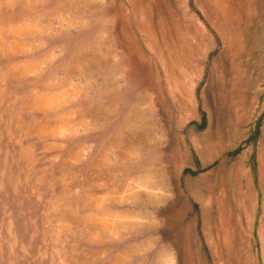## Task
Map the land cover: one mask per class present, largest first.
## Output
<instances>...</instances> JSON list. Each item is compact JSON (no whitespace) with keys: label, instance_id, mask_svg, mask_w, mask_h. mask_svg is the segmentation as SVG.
I'll return each instance as SVG.
<instances>
[{"label":"rangeland","instance_id":"1","mask_svg":"<svg viewBox=\"0 0 264 264\" xmlns=\"http://www.w3.org/2000/svg\"><path fill=\"white\" fill-rule=\"evenodd\" d=\"M3 22L0 264H109L134 245L111 264H264V0H0ZM101 48L129 56V83L70 94L60 68L94 70ZM109 129L142 152L113 214L86 173Z\"/></svg>","mask_w":264,"mask_h":264},{"label":"crops","instance_id":"2","mask_svg":"<svg viewBox=\"0 0 264 264\" xmlns=\"http://www.w3.org/2000/svg\"><path fill=\"white\" fill-rule=\"evenodd\" d=\"M4 26H1L0 24V33L3 32L2 28ZM35 28H38L34 25V27H31L27 30H21L18 28H10L9 34L10 35H22L24 33L31 32ZM39 31V29H37ZM36 30V31H37ZM12 48H14V51L21 50L23 46L21 47L20 44L13 42L11 43ZM3 49V48H2ZM109 51V49H100V52L97 53L95 62H93L92 68L94 70L87 71L85 69H82V67L79 69L78 65L72 66V69L70 70H64L62 68L61 71H63L61 77L68 78L65 82V89L71 88L73 91L70 94H73L74 96H80L85 94V90H90L92 87L95 91H93V94L96 92L97 95L100 94H121V83L118 82L116 79L123 78L125 79V71L127 67L129 68V56L128 61H125L123 57H125L122 54H115L116 59H114L111 63L110 60H106V52ZM111 55H109L110 58ZM78 55H74L70 61L77 62ZM27 68V65H23V69ZM15 70H19L17 67H15ZM87 79V80H86ZM92 79H94L95 84H92ZM107 79V80H106ZM106 80V81H104ZM124 84H127V79L124 80ZM129 83V82H128ZM60 90H62V86L60 87ZM63 89V90H65ZM66 91V90H65ZM111 92V93H110ZM98 97V96H97ZM110 100V97H109ZM48 102L52 103H59V100L57 97H50ZM38 105H43L44 101L37 99ZM109 110H111V113H109V121L113 118H115V114L112 113L114 110L111 109V104L109 103ZM114 107V106H113ZM98 108H102V105L99 104ZM119 110V109H117ZM118 111L117 118L119 121L121 120L122 111ZM140 115L138 113L133 114L131 117L137 119ZM129 117V116H128ZM141 117L144 119V115L142 114ZM82 118V117H81ZM87 118H93V113L91 112L89 115H86ZM85 119V120H86ZM99 119V118H98ZM102 119V118H101ZM111 122H109L110 124ZM110 127V126H109ZM107 137L102 141H99L97 144V147L95 149H92L91 151H88L87 158H90L88 165H87V171L86 173L91 174L90 181L94 183L97 182V190L99 192V199L96 202H91V205L96 203L98 205H109V214H113L115 211L113 207L115 205L122 204L123 202H126L129 199V196L126 191L127 187V178L124 177L125 174H127L130 170L131 172H135L136 168L134 165H130V162L134 159L139 158V156L142 154L141 150L139 149L140 142L138 138H126L123 137L120 132H112L110 133L107 131ZM138 162V161H137ZM133 169V170H132ZM129 175V174H127ZM89 181V182H90ZM126 184V185H125ZM103 191L106 192V194L103 195ZM132 196L134 198H138L139 194L138 192H133ZM112 208V209H111ZM122 209L118 210L117 214H122ZM114 211V212H113ZM124 221L117 220H110L109 219V235H110V228L113 227L114 224L119 225L123 224ZM122 226V225H121ZM115 227V228H116ZM150 241H148L149 243ZM147 243V242H146ZM148 247V245H146ZM141 248V245H134L132 247L127 248L126 251H121V253L117 254L114 259H109V264L123 261L124 256L127 254L128 258L130 259L131 256L135 257V254L138 253L137 250ZM172 254L169 252H165L164 255L161 254L160 259L158 261L159 264L167 263L171 261ZM138 259V258H137ZM137 264H144L143 261L140 260V262Z\"/></svg>","mask_w":264,"mask_h":264}]
</instances>
